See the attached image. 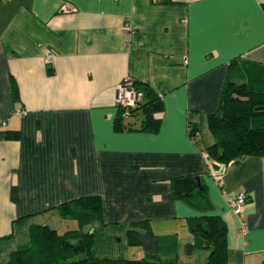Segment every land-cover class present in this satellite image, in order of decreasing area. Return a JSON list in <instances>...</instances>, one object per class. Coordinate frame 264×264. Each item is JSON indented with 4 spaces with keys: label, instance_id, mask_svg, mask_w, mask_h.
I'll return each instance as SVG.
<instances>
[{
    "label": "crops",
    "instance_id": "0c3cea01",
    "mask_svg": "<svg viewBox=\"0 0 264 264\" xmlns=\"http://www.w3.org/2000/svg\"><path fill=\"white\" fill-rule=\"evenodd\" d=\"M125 77L160 94L156 130L114 128ZM228 82L264 91V0H0V130L18 133L0 138V246L10 248L0 264L33 224L105 226L95 252L128 259L143 251L120 237L149 230L174 241L162 258L205 264L207 249L183 250L188 219L203 212L225 224L226 264H264V154L214 164L204 151L214 141L206 116ZM186 175L202 179L205 211L172 196ZM236 194L246 197L240 219L225 202ZM86 195L100 196L99 213L60 215Z\"/></svg>",
    "mask_w": 264,
    "mask_h": 264
},
{
    "label": "trees",
    "instance_id": "16d2710c",
    "mask_svg": "<svg viewBox=\"0 0 264 264\" xmlns=\"http://www.w3.org/2000/svg\"><path fill=\"white\" fill-rule=\"evenodd\" d=\"M132 88L139 93L140 98L133 107L127 108V117L122 116L123 108H117L114 128L156 130L159 118L155 115L162 110L161 97L147 82H132ZM139 114L144 116V120L139 122V127H131L129 122L122 121L124 118L136 119ZM206 120L214 141L207 145L204 151L212 163L225 164L244 155L264 154L263 90H249L244 83L228 82L220 96L217 112L207 115ZM194 131L192 125H187L188 136L193 142ZM17 137L18 133L14 130H0V138ZM204 188L199 176H180L173 179L172 196L188 202L195 209L205 211L207 204ZM10 198L12 201L16 199L14 186L10 189ZM100 208L99 195H86L59 204L58 211L64 217L80 218L95 215L99 213ZM104 227L91 228L87 232L68 230L60 234L45 224H33L28 230L26 241L16 245L11 252L9 264H177L174 259L162 258V254L174 253L175 244L171 237L157 236L149 230L138 231L129 228L124 236L120 237L127 245L141 247L143 257L140 259L97 254L95 246L98 238L106 235ZM188 227L193 233V242L184 245L186 254L195 248H205L208 250L205 264H226L225 224L218 215L203 212L190 217ZM117 235H108L106 239L116 240Z\"/></svg>",
    "mask_w": 264,
    "mask_h": 264
},
{
    "label": "built area",
    "instance_id": "2783aa9c",
    "mask_svg": "<svg viewBox=\"0 0 264 264\" xmlns=\"http://www.w3.org/2000/svg\"><path fill=\"white\" fill-rule=\"evenodd\" d=\"M159 1V0H152ZM64 9L69 10L68 5L64 6ZM51 57L50 52H46L45 58L49 60ZM159 97L160 94H159ZM139 100V93L132 88V83L129 77L123 78L115 87L114 103L118 108H123L124 112L122 116L128 115L127 108L133 107L136 101ZM4 125V121L0 120V127ZM246 199L243 194H236L234 196H228L225 198L226 205L228 208L240 219L241 209ZM239 232L245 234L246 228L242 220H240Z\"/></svg>",
    "mask_w": 264,
    "mask_h": 264
},
{
    "label": "rangeland",
    "instance_id": "374dc122",
    "mask_svg": "<svg viewBox=\"0 0 264 264\" xmlns=\"http://www.w3.org/2000/svg\"><path fill=\"white\" fill-rule=\"evenodd\" d=\"M20 231H21V227H16L14 240H17L18 238L22 237V234H21ZM1 247H2V249H1ZM9 249L10 248L6 244H3V245L0 246V262L1 263H4L5 261L8 260V251H9Z\"/></svg>",
    "mask_w": 264,
    "mask_h": 264
},
{
    "label": "water",
    "instance_id": "95a60500",
    "mask_svg": "<svg viewBox=\"0 0 264 264\" xmlns=\"http://www.w3.org/2000/svg\"><path fill=\"white\" fill-rule=\"evenodd\" d=\"M137 119L139 121H143L144 120V116L142 114H139V115H137Z\"/></svg>",
    "mask_w": 264,
    "mask_h": 264
}]
</instances>
